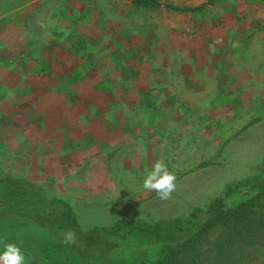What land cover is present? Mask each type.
<instances>
[{"label": "crops", "instance_id": "obj_1", "mask_svg": "<svg viewBox=\"0 0 264 264\" xmlns=\"http://www.w3.org/2000/svg\"><path fill=\"white\" fill-rule=\"evenodd\" d=\"M51 1L0 0V179L51 185L69 203L85 231L110 227L123 219L146 223L149 213L136 211L135 204L137 198L143 200L154 193L143 188V181L152 170L149 166L166 165L163 149L169 137L168 123L155 118L166 119L172 112L173 118H180V103L186 96L215 100L222 94L231 95L232 86L242 81L200 77L191 79L190 86L181 78L152 77L145 67L140 68L138 78L100 75L98 69L103 68L88 58L100 50L78 48L66 40L65 29L51 28L50 22L60 20L54 19L52 10L38 15ZM137 1L123 2L154 7ZM152 1L162 8H178L188 1L193 7L188 11L193 13L207 0ZM228 1L232 7L249 0ZM112 4L113 19L134 20V14L122 12L121 0ZM249 5L241 25L232 21L229 13L233 10L217 14L216 22L225 21L229 29H212L207 39L194 44V72L238 69L248 73L254 61L264 67V14ZM168 15L154 20L165 36L183 23L178 16L169 27ZM123 33L131 35L132 31ZM117 34H121L119 28L114 38ZM155 47L154 54L180 53L169 45ZM173 93L177 98L171 104ZM207 113L209 117L224 115L221 110L218 115L213 110ZM113 215L108 225L100 220Z\"/></svg>", "mask_w": 264, "mask_h": 264}, {"label": "rangeland", "instance_id": "obj_2", "mask_svg": "<svg viewBox=\"0 0 264 264\" xmlns=\"http://www.w3.org/2000/svg\"><path fill=\"white\" fill-rule=\"evenodd\" d=\"M100 1L98 6L97 0H53L51 5L41 8L38 13L52 10L55 12L54 19L57 17L60 20L50 22L51 28L65 29L66 40L71 39L78 48L100 50L101 55L92 52L88 56L90 62L103 68L98 69L100 75L105 73L106 77H111V74L117 73V77L138 78L142 76L140 68L145 67L150 70L152 77H167L173 81L181 78L190 86L193 83L191 79L198 80L200 77L242 81L232 86L231 95L222 94L215 100L186 96V101L180 103V118H173V112L166 119L155 118L157 122L168 123L169 137L163 155L168 171L175 175L176 187L167 200L159 199L155 191L143 200L137 198L136 211L144 209L149 213L150 220L146 222L149 225L185 217L193 208L202 207L221 196L229 185L243 180L248 185L243 188V192L228 198V205L249 203L264 223V195L258 194L256 187H253L264 178V169L260 168L264 161V67L260 68V64L254 61L248 73L238 69L193 70L194 44L203 38L207 39L212 29H229L225 21L216 22L217 14L233 10L229 13L233 16L232 21L236 20L241 25L246 19V5L250 4V7H256L258 12L264 14V0L244 1L232 7H229L228 0H207L197 5L200 10L193 13L188 11L193 8L188 1L180 3L178 8L172 5L145 8L132 7L123 2L128 0H121L122 12L134 14L135 21H128L127 18L120 22L112 16L114 0ZM165 13L169 14L168 19L171 20L169 27L178 16L183 21L180 28H170L166 36L158 32L160 23L154 22L156 18L165 16ZM257 25L260 26L261 22ZM118 28L121 34L114 38ZM130 29L131 35L123 33ZM156 45H169L181 54H154L152 50L156 49ZM183 51L189 53L188 56ZM102 56L104 63L100 61ZM176 98L173 93L169 98L172 99L170 103H175ZM210 110L216 112V115L221 110L224 115L209 117L207 112ZM165 127H162L163 138ZM207 161L212 162L211 167L200 168ZM149 168L152 169L151 166ZM192 171L195 172L182 179L184 172ZM45 185L50 194L55 193L51 185ZM114 216L100 217V220L108 225ZM164 236L169 237V240H182L185 237L183 234L170 233ZM40 250L38 246L20 249L25 258L24 264H43ZM260 258H264V252Z\"/></svg>", "mask_w": 264, "mask_h": 264}, {"label": "trees", "instance_id": "obj_3", "mask_svg": "<svg viewBox=\"0 0 264 264\" xmlns=\"http://www.w3.org/2000/svg\"><path fill=\"white\" fill-rule=\"evenodd\" d=\"M137 2L159 5L152 0ZM211 165L207 161L200 168ZM246 185L243 180L229 185L187 217L153 225L123 219L85 231L69 203L50 194L45 184L0 179V254L4 244L11 243L20 249L38 246L43 264H264L263 218L249 203L228 205V198ZM253 187L264 195V178ZM68 231L75 233V243L63 242L61 234ZM167 233L185 237L169 240Z\"/></svg>", "mask_w": 264, "mask_h": 264}, {"label": "clouds", "instance_id": "obj_4", "mask_svg": "<svg viewBox=\"0 0 264 264\" xmlns=\"http://www.w3.org/2000/svg\"><path fill=\"white\" fill-rule=\"evenodd\" d=\"M175 175L170 173L167 166L162 162H156L152 170L146 175L143 181V188L147 191H155L161 200L170 198L175 190ZM64 243H75V233L68 231L61 234ZM5 251L0 254V264H24L25 258L20 248L11 243L4 244Z\"/></svg>", "mask_w": 264, "mask_h": 264}]
</instances>
